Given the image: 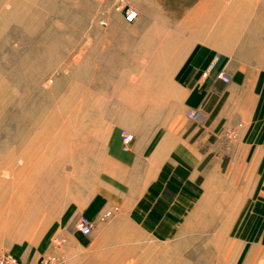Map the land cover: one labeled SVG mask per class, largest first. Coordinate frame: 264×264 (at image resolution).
<instances>
[{
  "label": "rangeland",
  "instance_id": "rangeland-1",
  "mask_svg": "<svg viewBox=\"0 0 264 264\" xmlns=\"http://www.w3.org/2000/svg\"><path fill=\"white\" fill-rule=\"evenodd\" d=\"M123 1L138 12L131 24L114 0H0V254L18 264L51 255L67 264L62 249L83 243L76 264H89L90 255L113 252L95 250L99 243L124 235L145 243L136 264H264L260 74L225 93L226 126L198 141L192 187L172 173L180 184L165 182L154 201L111 195L109 177L127 192L133 184L116 170L132 167L118 132L154 134L157 117L174 121L180 110L179 59L149 56L153 45L164 38L174 49L188 20L216 19L204 15L205 0ZM227 3L233 26L253 27L256 49L244 60L264 68V0ZM193 124L201 132L205 117ZM78 216L88 218L89 235L76 230Z\"/></svg>",
  "mask_w": 264,
  "mask_h": 264
},
{
  "label": "crops",
  "instance_id": "crops-1",
  "mask_svg": "<svg viewBox=\"0 0 264 264\" xmlns=\"http://www.w3.org/2000/svg\"><path fill=\"white\" fill-rule=\"evenodd\" d=\"M212 1H204L203 12L204 15L215 16L214 22L209 20L208 24L203 23L201 25L196 23V19L193 22L188 20L189 24L185 30L181 31L178 39L172 40L174 49H166L170 46L167 44L170 41L164 38L157 39L151 49L154 52V54L149 55L151 57H175L179 59L176 71L178 74L177 98L180 110L174 121L170 119L168 114H163V118L157 117L154 134H151L150 131L143 133L129 126L124 127L123 130L134 136L127 155L132 167H118L116 170H122L123 174L121 176L130 177L133 184L131 190L127 192L122 183L113 182L109 177L108 186L115 187L111 195H114V197L116 195V200L154 201L156 200L154 196L159 194L165 182L173 185L180 184V182L177 183L173 180L172 173L185 178L184 185H186V189L192 187L195 169L201 160L199 158L200 150L197 147L198 141L202 140V137L204 140L207 139L210 136L209 134L226 126L224 117L228 105L224 102L225 93L236 91L239 87L238 84L240 85V79L243 78V81L248 79L247 75L260 74L264 76L262 66L258 65L253 68L244 60L249 51L252 52L256 49L253 42V27L240 26L239 24L233 26L230 20L237 16L229 12L228 0H215L218 4L214 8ZM208 6H210L209 9H207ZM262 16H264L263 13H261ZM235 34H240V37L233 36ZM139 38L141 42L150 41L144 39L147 38L146 36ZM216 54H219L220 59L214 64ZM212 64H214V67L211 69ZM221 69L226 70L225 73L231 76L234 83L232 82L226 86L216 78L217 71ZM202 78H206L202 82H206L204 87H207L208 90L201 89L203 83H200V81ZM186 85H189V88ZM192 110L200 111L205 115V126H202L203 130L201 132H197V128L192 127L193 123L197 122L187 118V113ZM141 114L135 113V120H142L143 114ZM119 132L118 144L121 142ZM128 170L130 173L127 172ZM137 181L141 182L136 184ZM191 191L193 198L194 191ZM122 192H125V194H122ZM84 217L88 220L86 216ZM144 228V231L148 232L147 227L144 226ZM121 237L118 241L99 243V247L94 248L95 250H103L104 247L108 246L113 249V252L90 255L89 257L95 258L96 261L89 264H136L135 259L144 254L141 251L144 249L142 246L145 243L132 242V237L124 238V235ZM83 246V243H69L68 247L66 245L62 249V252L68 256L70 255V258L72 257L67 264H76V260L83 255ZM176 255L179 256L178 253ZM116 259H120L119 262H116Z\"/></svg>",
  "mask_w": 264,
  "mask_h": 264
},
{
  "label": "built area",
  "instance_id": "built-area-1",
  "mask_svg": "<svg viewBox=\"0 0 264 264\" xmlns=\"http://www.w3.org/2000/svg\"><path fill=\"white\" fill-rule=\"evenodd\" d=\"M115 3H117L116 10L123 13V19L126 23H133L138 18V12L129 7L126 3H124L123 0H114ZM102 25H105V21H100ZM219 57L216 56L214 60V64L219 61ZM214 64L210 66L212 69L214 67ZM216 78L223 83L229 82V76L225 73L224 69H221L217 71ZM187 118L189 120H192L194 122L202 121L204 119V115L200 111H189L187 113ZM121 142H122V148L124 151H128L131 143L134 140V136L130 133H127L125 130H121L119 132ZM107 214L104 215L106 217ZM75 228L77 231H79L81 234L87 236L91 232V225L89 221L84 216H79L76 220ZM0 264H18L16 258L10 254V253H4L0 254ZM35 264H60V259L56 256H47L43 259L37 261Z\"/></svg>",
  "mask_w": 264,
  "mask_h": 264
}]
</instances>
